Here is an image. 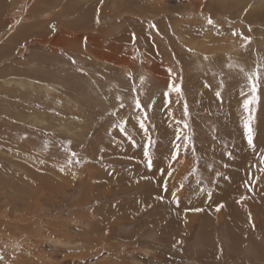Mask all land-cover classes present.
<instances>
[{"label": "rangeland", "instance_id": "1", "mask_svg": "<svg viewBox=\"0 0 264 264\" xmlns=\"http://www.w3.org/2000/svg\"><path fill=\"white\" fill-rule=\"evenodd\" d=\"M263 190L264 0H0V264H264Z\"/></svg>", "mask_w": 264, "mask_h": 264}, {"label": "snow or ice", "instance_id": "2", "mask_svg": "<svg viewBox=\"0 0 264 264\" xmlns=\"http://www.w3.org/2000/svg\"><path fill=\"white\" fill-rule=\"evenodd\" d=\"M208 23L211 24V23H213V21L209 18ZM173 91H175L176 93H181L182 89L180 87H173ZM253 91L254 92L256 91L255 84L253 85ZM165 95H168V94L165 93ZM217 95H219V93H217ZM169 103H171V101H169ZM121 107H123V105H121ZM135 107L137 109H140L141 112L143 113V119L139 120V128L143 130L144 135L147 137V145L144 147V153L143 154H144L145 157H147V165H148V167H151L152 166V157H151V154H150L148 149L154 143V141L152 140L151 136L149 135V128H148V124L146 123V121L148 120L147 112L144 111V108L146 106H142L140 100L137 98L135 100ZM246 107H247V104H246ZM183 114L185 116L189 115L188 106H187L186 102H185L184 107H183ZM176 123H177V125H179V124H181V121H176ZM183 127L184 128H188V124L187 123H183ZM246 128H247V135H248V143H249V145H253V130H252L250 124H246ZM121 130L123 131V129H121ZM180 140H181V135L177 134L176 141H180ZM184 140L187 141V143L184 144L185 149H187L188 143H191V138L188 137V136H185ZM180 148H181V144L180 143H176L175 144V153L171 157L173 160H175L176 159V155L179 154ZM73 155H75V153H73ZM169 175H171V173H169ZM164 187H165V190H166L167 189L166 182H165ZM220 207H223V205H221ZM217 210H219V209H217ZM196 211H200V209H196Z\"/></svg>", "mask_w": 264, "mask_h": 264}, {"label": "bare ground", "instance_id": "3", "mask_svg": "<svg viewBox=\"0 0 264 264\" xmlns=\"http://www.w3.org/2000/svg\"><path fill=\"white\" fill-rule=\"evenodd\" d=\"M5 1V0H4ZM235 130V129H234ZM241 166H243V165H241ZM244 167V166H243ZM262 167V166H261ZM242 178L243 179H245V175H244V173L242 172V170H240V168H239V171H238V173L237 174H234V172H233V175L231 176V180H235V179H238V180H242ZM244 188V187H243ZM232 191V190H231ZM264 191V190H263ZM237 192V191H236ZM241 192V191H240ZM246 192V191H245ZM227 193V192H226ZM166 199V198H165ZM169 200V199H168ZM174 205V204H173Z\"/></svg>", "mask_w": 264, "mask_h": 264}]
</instances>
